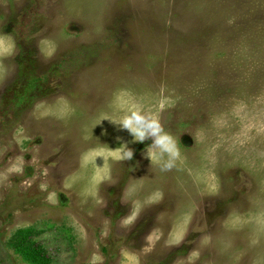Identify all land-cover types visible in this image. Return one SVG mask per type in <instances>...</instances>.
<instances>
[{"label":"rangeland","instance_id":"obj_1","mask_svg":"<svg viewBox=\"0 0 264 264\" xmlns=\"http://www.w3.org/2000/svg\"><path fill=\"white\" fill-rule=\"evenodd\" d=\"M0 264H264V0H0Z\"/></svg>","mask_w":264,"mask_h":264},{"label":"clouds","instance_id":"obj_2","mask_svg":"<svg viewBox=\"0 0 264 264\" xmlns=\"http://www.w3.org/2000/svg\"><path fill=\"white\" fill-rule=\"evenodd\" d=\"M102 118H107L118 128L127 130L136 142H143L151 138V144L148 145L150 147L144 154L150 159V162L157 163L162 171L170 170L176 166L180 156L178 138L165 131L156 117L145 114L140 108H133L119 119L101 116L98 123ZM108 155L122 160H130L133 158V151L126 143H120L115 151Z\"/></svg>","mask_w":264,"mask_h":264}]
</instances>
